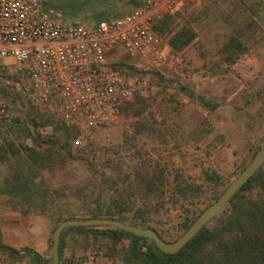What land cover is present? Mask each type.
<instances>
[{"label": "rangeland", "instance_id": "1", "mask_svg": "<svg viewBox=\"0 0 264 264\" xmlns=\"http://www.w3.org/2000/svg\"><path fill=\"white\" fill-rule=\"evenodd\" d=\"M175 15L174 30L187 26L196 33L190 48L175 51L165 41L168 59L159 69H141L123 50L109 57L121 59L131 76L148 74L150 86L137 93L143 100L135 97L118 123L97 130L84 147L73 144L74 130L59 127L36 102L26 81L0 64V86H9L8 95L0 93V120L6 106L11 116L35 119L32 129L47 140L37 147L46 156L39 170L55 199L48 211L23 215L2 193L6 179L15 175L11 157L0 161L5 243L29 245L50 257L56 218H86L106 205L176 241L186 218L213 202L252 160L264 141V0H185ZM232 38L242 49L229 61L224 48ZM205 172L219 174L222 183L209 182ZM182 180L194 184L197 195L184 198ZM66 243L65 256L75 254L83 264H123L119 256L105 255L90 235L70 232ZM0 264L30 260L12 263L0 250Z\"/></svg>", "mask_w": 264, "mask_h": 264}, {"label": "trees", "instance_id": "2", "mask_svg": "<svg viewBox=\"0 0 264 264\" xmlns=\"http://www.w3.org/2000/svg\"><path fill=\"white\" fill-rule=\"evenodd\" d=\"M142 1L48 0L47 5L60 12L65 21L92 25L123 16ZM175 20V14L166 13L157 21L155 29L173 50L181 51L195 39L196 33L187 26L174 30L172 24ZM224 49L228 52L225 59L233 61V53L239 52L242 48L233 39L225 44ZM120 63L124 64L122 61ZM8 87L2 84L0 93L8 95ZM182 88L189 91L184 86ZM189 94L195 97L194 92L189 91ZM135 97L134 101L144 99L138 94ZM130 104L131 102L123 106L122 114ZM2 108L4 111L0 120V161H3L5 155L11 157L10 167L15 171L14 178L6 179L2 193L10 195L11 204L18 207L23 215L44 213L55 202V199H51L49 189L43 183L42 173L39 170L46 156L37 147H41L47 140L32 129L31 124H37L34 118H31L30 122L25 121L18 116H11V107ZM49 116L56 119L51 114ZM56 121L59 127L63 126L59 120ZM205 177L216 185L222 183V177L215 172H205ZM182 181L179 183V193L184 198H189V194L197 195L198 189L194 184ZM221 194L216 195L212 201L217 200ZM111 207L106 205L92 210L86 218H117L141 227L152 228L162 237L157 229L147 225L144 220L135 216L128 218L123 214L124 209L115 213ZM203 211L204 209H201L195 216L186 218L182 224L183 233ZM70 218L75 217L67 219ZM55 220L56 224L49 239L51 252L53 233L62 222L60 218ZM70 232L90 235L95 243L106 249L103 252L105 255L111 258L119 256L123 264H264V163L231 198L224 209L178 252H164L153 240L145 236L111 226H68L61 235L60 264H83V260L76 259L75 254L65 256L66 237ZM0 250L8 255L12 263L29 258L30 264H53L52 253L50 257H45L29 245L22 248L11 246L3 241L1 231Z\"/></svg>", "mask_w": 264, "mask_h": 264}, {"label": "built area", "instance_id": "3", "mask_svg": "<svg viewBox=\"0 0 264 264\" xmlns=\"http://www.w3.org/2000/svg\"><path fill=\"white\" fill-rule=\"evenodd\" d=\"M47 1L0 0V64L26 81L36 102L74 130L73 144L84 147L150 86L148 74L131 76L121 59L109 57L123 50L141 69L163 67L168 45L155 24L179 13L185 0H143L123 16L92 25L65 21Z\"/></svg>", "mask_w": 264, "mask_h": 264}, {"label": "water", "instance_id": "4", "mask_svg": "<svg viewBox=\"0 0 264 264\" xmlns=\"http://www.w3.org/2000/svg\"><path fill=\"white\" fill-rule=\"evenodd\" d=\"M264 163V141L260 145L258 151L248 163V165L241 171V173L230 183V185L222 192V194L207 206L204 211L193 222L190 228L183 233V235L176 241H166L156 230L152 228L141 227L139 225L131 224L117 218L98 217V218H70L62 221L53 233L52 242V259L53 264H60V242L61 235L64 229L68 226H111L126 230L138 235L147 237L153 240L156 245L167 253L178 252L189 240H191L208 222L216 217L231 200V198L238 192V190L251 178V176Z\"/></svg>", "mask_w": 264, "mask_h": 264}, {"label": "crops", "instance_id": "5", "mask_svg": "<svg viewBox=\"0 0 264 264\" xmlns=\"http://www.w3.org/2000/svg\"><path fill=\"white\" fill-rule=\"evenodd\" d=\"M193 42H194V41H193ZM193 42H191L189 45H187V46L185 47V51L188 50V49L190 48V46L192 45ZM9 159H10V157H9V156L6 157V155H5V156L3 157V161H2V162H4V163H5V162H9ZM45 249H47L46 245H45ZM37 251H38V250H37ZM38 252H40V251H38ZM40 253H41V252H40ZM41 254H42L43 256H45V257H48V256H46L44 253H41ZM104 258H105V257H104ZM107 261H109V260H107ZM89 264H98V263H97V260H96V262H93V263L90 261ZM108 264H112V262H111V263L108 262Z\"/></svg>", "mask_w": 264, "mask_h": 264}]
</instances>
